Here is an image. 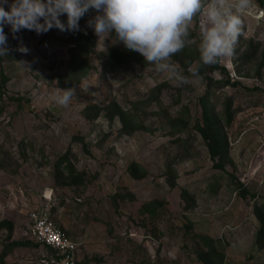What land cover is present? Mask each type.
<instances>
[{"label":"rangeland","instance_id":"rangeland-1","mask_svg":"<svg viewBox=\"0 0 264 264\" xmlns=\"http://www.w3.org/2000/svg\"><path fill=\"white\" fill-rule=\"evenodd\" d=\"M262 8L253 0L243 15L224 68L200 62L198 14L192 43L172 61L202 79L182 86L114 33L102 51L87 23L94 10L78 31L24 29L14 39L5 26L0 264H45L51 253L30 237L29 212L47 205L81 264H264ZM70 87L75 97L59 105Z\"/></svg>","mask_w":264,"mask_h":264},{"label":"clouds","instance_id":"clouds-1","mask_svg":"<svg viewBox=\"0 0 264 264\" xmlns=\"http://www.w3.org/2000/svg\"><path fill=\"white\" fill-rule=\"evenodd\" d=\"M7 6V8L5 7ZM253 6V0H0V56L9 53L5 26H10L13 38L21 30L46 33L53 28L78 31L79 21L89 10L95 15L88 20L98 37V44L114 37L129 51L143 56L155 70L166 73L182 86L202 79L199 69H189L185 76L172 61L192 43L190 26L201 14L199 53L203 66L215 65L222 57H231L241 35L243 15ZM66 15V24L60 17ZM42 21V22H41ZM17 51L27 54L23 45ZM30 70L29 62L17 61ZM56 102L67 106L76 95L74 87L60 89Z\"/></svg>","mask_w":264,"mask_h":264},{"label":"built area","instance_id":"built-area-1","mask_svg":"<svg viewBox=\"0 0 264 264\" xmlns=\"http://www.w3.org/2000/svg\"><path fill=\"white\" fill-rule=\"evenodd\" d=\"M260 14L264 16V9H261ZM29 219L30 237L51 253V256L44 259L45 264H80L78 243L56 224L48 210V205L42 210H31Z\"/></svg>","mask_w":264,"mask_h":264},{"label":"trees","instance_id":"trees-1","mask_svg":"<svg viewBox=\"0 0 264 264\" xmlns=\"http://www.w3.org/2000/svg\"><path fill=\"white\" fill-rule=\"evenodd\" d=\"M260 3L264 5V0H260ZM214 66L224 68L220 65V59L219 62L216 63ZM211 148H213V145H210ZM221 166V165H220ZM249 191L245 189L244 194H247ZM258 219L260 221V228L257 235V244L260 248H264V210L260 209V212H257ZM204 261V259H202ZM207 260V259H206ZM81 264V262H80Z\"/></svg>","mask_w":264,"mask_h":264},{"label":"crops","instance_id":"crops-1","mask_svg":"<svg viewBox=\"0 0 264 264\" xmlns=\"http://www.w3.org/2000/svg\"><path fill=\"white\" fill-rule=\"evenodd\" d=\"M262 9H264V8H262Z\"/></svg>","mask_w":264,"mask_h":264}]
</instances>
